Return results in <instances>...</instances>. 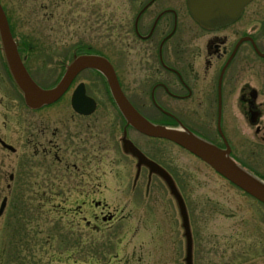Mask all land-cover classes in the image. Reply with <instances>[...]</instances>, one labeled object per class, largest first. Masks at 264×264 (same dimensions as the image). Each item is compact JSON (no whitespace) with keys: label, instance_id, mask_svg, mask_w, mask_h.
<instances>
[{"label":"rangeland","instance_id":"374dc122","mask_svg":"<svg viewBox=\"0 0 264 264\" xmlns=\"http://www.w3.org/2000/svg\"><path fill=\"white\" fill-rule=\"evenodd\" d=\"M0 2L32 77L51 88L74 55L103 51L105 24L118 0ZM31 45L35 49L27 50ZM262 78L264 74L256 72L255 81ZM260 89L264 97V86ZM3 91L0 84V135L16 151L0 143V207L8 197L0 215V264H188L190 249L192 264H264V203L198 157L170 147L181 189L173 177V187L168 180L169 187L149 176L118 182L116 159L110 157L88 160L70 153L58 162L54 153L46 156L42 146L37 155L27 134L31 122L44 121L51 130L69 132L85 126L86 119L62 114V107L70 104L62 97L47 104L55 107L54 113L43 120L45 109L37 113L24 108L29 105L16 82L14 121L7 126ZM243 127L252 145L245 150L239 146L241 161L231 158L264 181V139L255 129ZM65 164L70 165L68 172ZM95 201L104 202L112 221L95 218L103 210ZM25 221L29 239L12 237L22 234ZM25 242L30 248L23 252Z\"/></svg>","mask_w":264,"mask_h":264},{"label":"flooded vegetation","instance_id":"af4514ba","mask_svg":"<svg viewBox=\"0 0 264 264\" xmlns=\"http://www.w3.org/2000/svg\"><path fill=\"white\" fill-rule=\"evenodd\" d=\"M113 6L105 24L108 35L103 41V51L87 54L106 60L109 73L116 75L122 92L139 113L155 125L187 128L221 149H227L228 142L230 155L240 161L239 146L245 150L252 145L249 133L242 132L243 126L255 129L264 139V97L260 89L264 78L255 81L256 72L264 74V0H118ZM29 48L33 51L35 46ZM18 49L30 72L24 49L20 45ZM69 65L63 68L58 81ZM78 78L81 81H76ZM82 83L86 94L97 103L91 114H82L72 106L73 93ZM0 84L8 99L5 119L8 126L14 121L16 82L2 43ZM62 97L70 103L62 107V114L86 119V124L68 132L59 127L51 130L44 121L31 122L27 134L34 141L31 143H35L37 155L42 146L43 153L46 156L54 153L58 162H63L70 153L88 160L110 157L116 159L114 176L118 182L149 176L155 182L160 179L167 187L164 174L147 159L156 162L159 169L175 180L170 147L198 157L173 140L150 136L132 125L114 98L108 73L99 67L80 70L57 101ZM24 108L37 113L45 109L41 113L43 120H47L55 107ZM40 123L43 127H38ZM73 125L79 126L78 122ZM65 168L68 172L70 165L65 164ZM75 170H79L77 164ZM9 178L12 183L15 181L14 174ZM7 186L11 188L12 184ZM95 204L103 207L101 215H95L97 220L114 219L113 214L104 212L103 201ZM91 224L87 219V225ZM25 226L22 234L13 233L12 237L29 239L27 221ZM54 236L61 239V235ZM22 246L23 252L30 248L26 242Z\"/></svg>","mask_w":264,"mask_h":264},{"label":"water","instance_id":"95a60500","mask_svg":"<svg viewBox=\"0 0 264 264\" xmlns=\"http://www.w3.org/2000/svg\"><path fill=\"white\" fill-rule=\"evenodd\" d=\"M0 37L10 69L17 84L24 93L27 105L30 107L37 108L57 101L67 90L73 78L80 70L90 66L99 67L108 73L114 98L132 125L150 136L168 138L180 144L210 164L217 172L230 180L233 184L264 203V181L234 162L230 155L231 149L228 142L227 149H221L200 138L197 134L187 128L179 129L163 125H155L147 120L124 95L116 75L109 73L106 68V60L102 56L93 54L76 56L73 62L68 66L67 71L59 83L54 87L44 88L35 81L24 64L18 49L17 41L12 33L6 12L1 2ZM96 105V100L86 94L84 83L80 84L72 96V106L75 110L82 114H91L95 110ZM0 143L11 151H16V147L6 142L1 136ZM147 160L156 165V167H154L152 164L153 168L162 172L166 180H168L173 187L172 176L168 172L159 169V165L156 162L149 159ZM7 203L8 197L5 196L1 202L0 215L5 211ZM191 254L192 250L190 249L188 264H192Z\"/></svg>","mask_w":264,"mask_h":264},{"label":"trees","instance_id":"16d2710c","mask_svg":"<svg viewBox=\"0 0 264 264\" xmlns=\"http://www.w3.org/2000/svg\"><path fill=\"white\" fill-rule=\"evenodd\" d=\"M31 49V48H30ZM62 242V240H60V243Z\"/></svg>","mask_w":264,"mask_h":264}]
</instances>
